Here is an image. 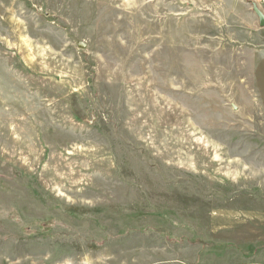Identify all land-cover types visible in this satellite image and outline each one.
Listing matches in <instances>:
<instances>
[{"label":"rangeland","instance_id":"1","mask_svg":"<svg viewBox=\"0 0 264 264\" xmlns=\"http://www.w3.org/2000/svg\"><path fill=\"white\" fill-rule=\"evenodd\" d=\"M253 3L0 0V264H264Z\"/></svg>","mask_w":264,"mask_h":264},{"label":"water","instance_id":"2","mask_svg":"<svg viewBox=\"0 0 264 264\" xmlns=\"http://www.w3.org/2000/svg\"><path fill=\"white\" fill-rule=\"evenodd\" d=\"M253 10L256 13V15L259 17L260 26L264 27V12L260 9V7L253 3Z\"/></svg>","mask_w":264,"mask_h":264},{"label":"built area","instance_id":"3","mask_svg":"<svg viewBox=\"0 0 264 264\" xmlns=\"http://www.w3.org/2000/svg\"><path fill=\"white\" fill-rule=\"evenodd\" d=\"M253 2H256V4H261V3H264V0H253Z\"/></svg>","mask_w":264,"mask_h":264}]
</instances>
